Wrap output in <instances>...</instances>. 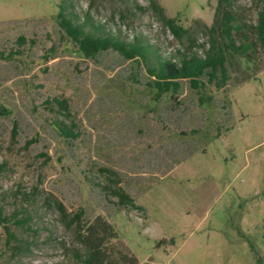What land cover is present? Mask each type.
<instances>
[{"label":"rangeland","instance_id":"rangeland-1","mask_svg":"<svg viewBox=\"0 0 264 264\" xmlns=\"http://www.w3.org/2000/svg\"><path fill=\"white\" fill-rule=\"evenodd\" d=\"M217 2L0 0V211L12 234L0 227V264H84L97 217L115 233L114 260L264 264V57L222 89L183 82L156 102L147 65L84 58L58 20L62 10L96 37L148 43L153 67L204 55ZM237 6L257 23V0ZM165 19L189 34L175 38ZM56 121L78 133L73 151ZM118 190L141 209L119 205Z\"/></svg>","mask_w":264,"mask_h":264},{"label":"trees","instance_id":"trees-1","mask_svg":"<svg viewBox=\"0 0 264 264\" xmlns=\"http://www.w3.org/2000/svg\"><path fill=\"white\" fill-rule=\"evenodd\" d=\"M239 1L218 0L213 24L208 28L209 48L203 56L197 53L183 54L178 61L158 60L153 67H148L149 58L153 54V49L148 43L142 41L127 43L111 36L96 37L86 32L83 25L75 24L62 10L58 14V20L64 38L73 43L77 53L84 58L94 59L104 53L114 52L118 55L117 68L130 61L147 65L150 77L147 86L155 92V101L161 102L165 95H171V97L178 95L183 82H189L193 90H202L209 85L222 89L228 84L232 70L239 69L241 65L245 67L259 65L260 57H264V0H257L259 9L255 25L244 19L237 6ZM165 24L177 39H182L184 35L189 34V31L180 27L174 19H165ZM249 79L248 75L242 82ZM45 104L54 112L69 113L66 100L53 98L46 100ZM54 126L60 136L65 139L67 147L73 151L78 139V133L74 131V127L67 125L65 121H56ZM186 152L180 159V163L188 160L198 152V149L192 148ZM175 164L168 165L163 173H171ZM70 186L79 190L73 180H70ZM114 194L119 198V205L141 209L126 193L118 190ZM78 217L77 215L76 218ZM7 221L0 211V227H3L8 236L12 237L6 225ZM113 238L115 233L112 226L101 217H97L87 229L84 243L88 253L83 261L84 264H138L133 256L119 255L117 260L111 257L107 251V245Z\"/></svg>","mask_w":264,"mask_h":264}]
</instances>
